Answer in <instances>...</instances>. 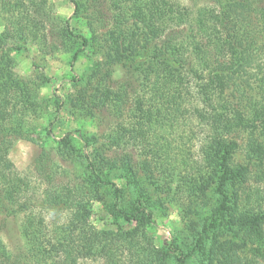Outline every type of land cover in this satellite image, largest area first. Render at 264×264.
Masks as SVG:
<instances>
[{
  "label": "trees",
  "instance_id": "1",
  "mask_svg": "<svg viewBox=\"0 0 264 264\" xmlns=\"http://www.w3.org/2000/svg\"><path fill=\"white\" fill-rule=\"evenodd\" d=\"M70 2L112 48L90 69L93 93L87 98L81 88L75 105L95 132L65 133L56 139L55 155L42 151L18 171L9 159L15 142L42 132L51 138L63 101L56 99L53 122L39 127L38 84L15 73L12 54H27L32 46L44 55L64 53L72 69L92 41L74 33L49 0H0V231L18 220L21 242L9 251L0 236V264H165L148 235L151 217L139 205L120 210L121 189L99 169L139 172L178 198L189 221L196 200L215 183L217 228L232 210L224 191L229 184L263 198L256 184L264 188V172L230 168L228 160L235 139L254 128L263 134L254 152L264 153V109L254 104L247 117L228 96L226 78L239 60L230 22L240 26L239 41L247 50L264 55V0ZM137 25L151 36L149 50L137 48ZM70 82L80 84L77 77ZM102 188L111 189L110 210L128 230L92 224V204L101 201ZM255 207L245 209L243 225L260 238L264 208ZM173 252L177 264H185L186 257ZM257 257L264 263V247Z\"/></svg>",
  "mask_w": 264,
  "mask_h": 264
},
{
  "label": "rangeland",
  "instance_id": "2",
  "mask_svg": "<svg viewBox=\"0 0 264 264\" xmlns=\"http://www.w3.org/2000/svg\"><path fill=\"white\" fill-rule=\"evenodd\" d=\"M49 1L57 16L69 20L74 33L90 38L92 47L84 52L72 69L69 67L68 54L44 55L33 46L27 54H12L15 60V73L23 78H31L38 84L41 113L35 123L39 127L47 128L53 122L58 105L56 99L60 98L63 101L60 113L52 123L51 138L42 132L28 140L15 142L9 152V159L18 171H24L42 151L47 155H55L56 139H60L65 133L76 129L88 133L95 132L94 123L91 119L81 116L75 105L81 88L85 90L87 98L93 93L88 81L90 69L94 63L102 62L112 49L100 29L91 30L87 15L82 11H74L70 0ZM76 1L82 3V0ZM179 1L183 5L188 4V0ZM229 27L230 32L234 36L237 35L239 60L236 67L227 75V94L249 117L254 104L264 109V55L247 50L243 42L239 41L240 33L237 31H240V26L230 22ZM141 29L140 25L135 28L136 34L139 33L136 38L137 48L149 50L152 47L151 36L146 30ZM74 77L80 81L78 86L70 82ZM258 130L254 128L241 133L235 139L237 146L228 160L230 168L248 166L264 172V153L254 152L258 145L263 144V134ZM99 173L108 176L121 189V196L117 202L120 210L129 211L139 205L151 217L152 224L148 226V235L155 256L163 258L165 264H177L176 253L173 250L181 252L186 257L185 264H264L261 262L262 258L257 257L264 247V223L261 225L260 238L243 225L245 209H250V205L256 207L260 205L264 208V188L261 184L256 185L262 190L263 198L251 196L247 189H242L237 184H229L224 191L230 197L228 205L232 210L228 215H224V222L217 228L212 226L220 203V196L214 190L215 183L203 198L196 200L192 207V220L189 221L188 218H182L178 198L168 190L164 193L163 189L154 188L139 172L127 175L122 171H107L106 168H100ZM101 192L103 195L101 201H94L92 204V224L98 230L116 231L119 228L128 230L130 227L116 219L110 210L114 202L111 189L102 188ZM18 227L19 221L11 220L6 229L0 231V236L9 251H15L21 246Z\"/></svg>",
  "mask_w": 264,
  "mask_h": 264
}]
</instances>
